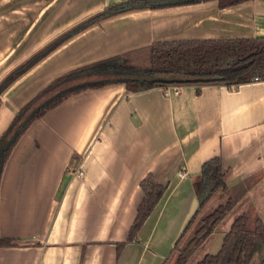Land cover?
<instances>
[{
	"label": "crops",
	"instance_id": "crops-1",
	"mask_svg": "<svg viewBox=\"0 0 264 264\" xmlns=\"http://www.w3.org/2000/svg\"><path fill=\"white\" fill-rule=\"evenodd\" d=\"M125 1L0 0V82L71 27ZM240 38H264V0L134 8L101 18L0 91V136L22 106L73 68L154 42ZM197 88L182 85L169 95L163 86L88 88L33 121L0 176V237L12 243L0 247V264H167L198 217L228 196L234 206L185 264L215 255L238 215L264 223V79ZM212 157L222 161L227 191L216 190L183 232L196 201L193 181ZM147 174L165 188L129 240Z\"/></svg>",
	"mask_w": 264,
	"mask_h": 264
},
{
	"label": "trees",
	"instance_id": "trees-1",
	"mask_svg": "<svg viewBox=\"0 0 264 264\" xmlns=\"http://www.w3.org/2000/svg\"><path fill=\"white\" fill-rule=\"evenodd\" d=\"M207 0H127L106 7L101 12L71 27L29 59L15 67L1 82L0 91L15 77L36 63L61 41L101 18L134 9L163 8L194 4ZM245 0H217L219 7H228ZM264 79V38L219 40H187L154 42L119 55L73 68L57 77L22 106L8 128L0 136V176L9 151L25 129L68 96L88 88L123 84L127 91L137 92L168 85L166 78H175L176 86L223 85L232 89L239 84ZM198 91V88L196 89ZM225 169L219 157L201 164L193 185L197 205L183 232L194 220L203 204L216 191L226 192ZM143 197L129 229L127 239H134L137 230L161 197L165 186L147 174L139 182ZM236 199L228 196L201 219V225L179 251L174 264H185L193 251L210 235L215 225L232 209ZM11 240L0 237V247ZM197 264H264V223L240 214L231 222L219 251L204 255Z\"/></svg>",
	"mask_w": 264,
	"mask_h": 264
},
{
	"label": "rangeland",
	"instance_id": "rangeland-1",
	"mask_svg": "<svg viewBox=\"0 0 264 264\" xmlns=\"http://www.w3.org/2000/svg\"><path fill=\"white\" fill-rule=\"evenodd\" d=\"M226 200V199H225ZM224 203V202H223ZM212 203H210V205H211ZM197 216V215H196ZM196 216H195V218H196ZM204 217V216H203ZM202 217V218H203ZM194 218V219H195ZM201 217H198V219H197V221L194 223V225H192V228L190 229L191 231H189V233L186 235V237H185V239L180 243V247H178V250H177V252L178 253H175V255H174V260H171V261H169V263H167V264H174L175 263V261H176V258L178 257V254H179V251L186 245V243L191 239V237L194 235V233L195 232H193L194 231V229H195V227L197 226V224H199V223H201L200 221H201V219H200ZM191 224V223H190ZM190 224H189V226H190ZM188 226V227H189ZM187 238H189L187 241H186V239ZM193 262V259H192V261H190V263L189 264H191ZM197 264V263H196Z\"/></svg>",
	"mask_w": 264,
	"mask_h": 264
},
{
	"label": "built area",
	"instance_id": "built-area-1",
	"mask_svg": "<svg viewBox=\"0 0 264 264\" xmlns=\"http://www.w3.org/2000/svg\"><path fill=\"white\" fill-rule=\"evenodd\" d=\"M253 80L257 81V78L254 77ZM179 91H180V86H176V85H173V84H168V85L163 86V92H164L165 95L176 94ZM78 174L81 175L82 172L79 171Z\"/></svg>",
	"mask_w": 264,
	"mask_h": 264
},
{
	"label": "water",
	"instance_id": "water-1",
	"mask_svg": "<svg viewBox=\"0 0 264 264\" xmlns=\"http://www.w3.org/2000/svg\"><path fill=\"white\" fill-rule=\"evenodd\" d=\"M176 81H177V79H175V78H166L165 79V82L168 84L175 83ZM196 205H197V200L194 202L193 207L191 208V210L189 211V214L187 215V220L185 221V224L183 225V230H184L186 224L188 223L189 219L193 215Z\"/></svg>",
	"mask_w": 264,
	"mask_h": 264
}]
</instances>
